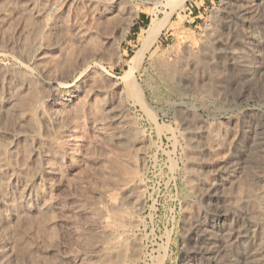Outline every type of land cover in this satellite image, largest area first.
<instances>
[{
  "label": "rangeland",
  "instance_id": "374dc122",
  "mask_svg": "<svg viewBox=\"0 0 264 264\" xmlns=\"http://www.w3.org/2000/svg\"><path fill=\"white\" fill-rule=\"evenodd\" d=\"M47 2L0 28V100L18 81L26 108L0 117V264H189L191 220L257 217L264 0Z\"/></svg>",
  "mask_w": 264,
  "mask_h": 264
},
{
  "label": "bare ground",
  "instance_id": "6f19581e",
  "mask_svg": "<svg viewBox=\"0 0 264 264\" xmlns=\"http://www.w3.org/2000/svg\"><path fill=\"white\" fill-rule=\"evenodd\" d=\"M9 1V0H6ZM12 1V0H11ZM7 2L4 3V7L0 9V28L5 27L4 25H7L4 23L6 18H8V13L12 10V13L16 12L19 14V16H24L29 18H34L42 13V5L44 3L43 8H52L51 4L49 7L48 0H26L22 4H16ZM22 1V0H21ZM50 1V0H49ZM53 1V0H52ZM56 1V0H54ZM1 2V1H0ZM18 2V1H17ZM46 2V3H45ZM51 3V2H50ZM54 3V2H53ZM12 4V5H11ZM2 5V4H1ZM1 7V6H0ZM55 8V7H54ZM51 10V9H50ZM48 11V10H47ZM56 11V10H55ZM15 13V14H16ZM44 13V12H43ZM50 13V12H49ZM54 13V12H53ZM14 16V15H13ZM15 17V16H14ZM16 18V17H15ZM20 18V17H19ZM38 18V17H36ZM40 18V16H39ZM17 19V18H16ZM41 19V18H40ZM46 19V18H45ZM12 20V18H11ZM51 20V19H50ZM13 21V20H12ZM52 21V20H51ZM23 22V21H22ZM45 22V21H44ZM57 24V23H55ZM154 24V23H153ZM152 24V25H153ZM11 25V24H10ZM9 26V25H8ZM156 26V25H155ZM30 27V26H29ZM1 28V29H2ZM21 28V27H20ZM51 28V27H50ZM152 28V27H151ZM153 29V28H152ZM5 31V30H4ZM22 31V30H21ZM20 31V32H21ZM51 32V31H50ZM26 33V32H25ZM48 33V32H47ZM49 34V33H48ZM53 34V33H52ZM49 36V35H48ZM51 44V43H50ZM39 45V44H38ZM47 46V45H46ZM38 47V46H37ZM46 48V47H45ZM38 49V48H37ZM48 49V48H47ZM47 49H41L36 53L37 59H43L44 55H46L45 50ZM48 53V52H47ZM53 54V53H52ZM35 56V55H34ZM46 57V56H45ZM53 57V56H52ZM27 60V59H26ZM35 60V59H34ZM5 74V73H4ZM8 74V73H7ZM11 74V73H10ZM12 76V75H11ZM12 80V79H11ZM18 80V79H17ZM23 80V79H22ZM12 82V81H11ZM10 82V83H11ZM25 83V82H24ZM14 84V82H13ZM12 84V85H13ZM50 84L52 85H58L60 84L57 80H51ZM62 84V83H61ZM15 87L18 89V92L15 94V96H5L4 99L0 100V117L2 115H11L15 116V114L24 115L26 108L23 107L19 100L22 96V93L24 90V84L19 83L18 81L15 82ZM2 87V86H1ZM52 88V87H51ZM2 89V88H1ZM0 89V90H1ZM14 89V87H13ZM16 89V90H17ZM54 89V88H53ZM3 90V89H2ZM11 90V89H10ZM60 90V89H59ZM3 92V91H2ZM9 95V94H8ZM13 95V93H12ZM4 96V95H3ZM1 97V96H0ZM16 97V99H15ZM14 100H13V99ZM27 98V97H26ZM1 99V98H0ZM31 103V102H30ZM40 112V111H39ZM29 114V113H28ZM26 115V114H25ZM31 115V114H30ZM20 117V116H19ZM25 117V116H24ZM27 118V117H26ZM25 119V118H24ZM18 120V119H17ZM20 120V118H19ZM22 120V119H21ZM22 124V123H20ZM30 125V124H29ZM16 127V126H15ZM12 128V127H11ZM18 128V127H17ZM24 128V127H23ZM33 128V127H32ZM197 128V127H196ZM195 128V129H196ZM25 129V128H24ZM12 130V129H11ZM27 130V129H26ZM198 130V129H196ZM201 130V129H199ZM190 132V131H189ZM200 132V131H199ZM197 131H194L193 133H196L195 135L198 136V140L191 142V153H193V157L190 158L191 165L193 167H199L202 168L204 165H206V160L203 159L204 152L207 149V144L203 143V135L202 133H199ZM203 132V131H201ZM7 133V132H6ZM192 134V133H191ZM190 135V133H189ZM194 135V134H193ZM9 136V135H8ZM191 137V136H190ZM25 138V137H24ZM3 139V138H2ZM193 139V137H191ZM190 139V140H191ZM259 139V138H258ZM4 140V139H3ZM11 140V139H10ZM35 141V140H34ZM15 142V141H14ZM18 145V144H17ZM264 148V147H263ZM10 149V148H9ZM13 149V148H11ZM19 150V149H18ZM4 151V150H3ZM13 151V150H12ZM17 151V150H16ZM207 153V152H206ZM4 153L0 151V185L1 181L4 179V175H1V169L2 166L5 165L4 160ZM240 163V162H239ZM235 165V164H234ZM235 167V166H234ZM198 168V169H199ZM238 168V167H237ZM5 169V168H4ZM4 169L2 172H4ZM197 169V168H196ZM196 169L194 171H196ZM233 170V169H232ZM236 170V169H235ZM21 171V170H20ZM198 172V170H197ZM200 173V172H199ZM198 173V174H199ZM4 174V173H3ZM9 174V173H8ZM20 174V172H19ZM197 175V174H194ZM223 175V174H222ZM234 175V174H233ZM232 175V176H233ZM201 176V174L199 175ZM202 177V176H201ZM225 177V175H224ZM227 177V176H226ZM229 177L232 180V177L229 175ZM236 178V176H234ZM233 177V178H234ZM238 177V176H237ZM228 178V177H227ZM229 178V179H230ZM199 179V178H198ZM203 179V178H202ZM239 179V178H238ZM223 180V179H222ZM235 180V179H234ZM35 181V180H34ZM220 181V180H219ZM230 181V180H227ZM237 181V180H236ZM201 182V181H200ZM226 182V180H225ZM217 184L213 188H209L205 190L204 195L207 197H219L221 193H223L222 189H224V183ZM31 183V182H30ZM239 183V182H238ZM202 184V183H201ZM204 184V183H203ZM235 184V182H234ZM136 185V184H135ZM227 185V182H226ZM32 186V185H31ZM230 186V185H229ZM1 187V186H0ZM34 187V186H33ZM129 187V186H128ZM209 187V186H208ZM228 187V186H227ZM221 189V193L219 194L217 191ZM231 188V187H230ZM237 188V187H236ZM227 189V188H226ZM229 189V187H228ZM235 189V188H234ZM255 189V188H254ZM3 190V189H2ZM128 190V189H127ZM131 190V188L129 189ZM128 190V191H129ZM225 190V189H224ZM256 190V189H255ZM134 191V189H133ZM136 191V190H135ZM249 192H245L246 196L243 197V200L249 203H254V201H259L256 209V216L252 215H245V220H239L237 219L231 224H221L220 226H215L212 224H208L204 221L193 219L191 220L189 224V237H193L195 241V249L193 251V254L196 256H199V259L192 260L189 264H200L203 262V264H237L239 261H237V257L241 255L242 261L244 264H264V207L262 206V202L264 200V191L256 190L257 192L251 193V190H247ZM220 192V191H219ZM226 192V191H225ZM135 194V193H134ZM132 192H130V198L133 199L134 197L137 199V203H139V197L134 196ZM223 195V194H222ZM225 195V194H224ZM204 196V197H205ZM26 197V196H25ZM242 197V196H241ZM128 199V198H127ZM223 200V199H222ZM238 200V199H237ZM132 201V200H131ZM242 201V200H241ZM42 202V201H41ZM134 202V201H133ZM226 202V201H225ZM264 203V202H263ZM16 205V204H15ZM122 207V206H121ZM127 207V206H126ZM136 207V206H135ZM256 208V207H255ZM137 209V208H136ZM135 209V210H136ZM233 209V208H232ZM34 210V209H33ZM244 210V209H243ZM39 211V210H38ZM230 211V210H229ZM247 210H245L246 212ZM30 212V211H29ZM250 213V212H249ZM255 213V212H254ZM241 214V212H240ZM251 214V213H250ZM25 215V214H23ZM242 215V214H241ZM240 215V216H241ZM220 216L226 217L225 212H221ZM237 218V217H236ZM242 218V217H241ZM13 219V218H12ZM228 219V218H227ZM235 220V219H234ZM2 222V220H0ZM230 221V220H229ZM233 221V220H232ZM1 224V223H0ZM187 224V223H186ZM9 243V242H8ZM4 245V244H3ZM8 246V244H7ZM10 247V246H9ZM109 250V249H108ZM10 253V252H9ZM134 254V253H133ZM2 255V254H1ZM132 255V254H131ZM4 256V254H3ZM1 257V256H0ZM7 257V256H6ZM132 257V256H131ZM197 258V257H196ZM10 259V258H9ZM195 259V258H194ZM188 260V259H187ZM189 261V260H188Z\"/></svg>",
  "mask_w": 264,
  "mask_h": 264
}]
</instances>
